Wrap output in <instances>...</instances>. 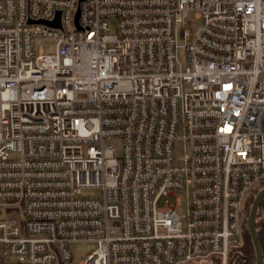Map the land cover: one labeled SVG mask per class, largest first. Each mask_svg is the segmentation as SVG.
<instances>
[{
    "label": "built area",
    "instance_id": "obj_1",
    "mask_svg": "<svg viewBox=\"0 0 264 264\" xmlns=\"http://www.w3.org/2000/svg\"><path fill=\"white\" fill-rule=\"evenodd\" d=\"M260 187L264 0H0V264H230Z\"/></svg>",
    "mask_w": 264,
    "mask_h": 264
},
{
    "label": "trees",
    "instance_id": "obj_2",
    "mask_svg": "<svg viewBox=\"0 0 264 264\" xmlns=\"http://www.w3.org/2000/svg\"><path fill=\"white\" fill-rule=\"evenodd\" d=\"M262 188L263 187H260L258 190H256L255 193L251 195L246 202L245 205L246 215L244 219V228H243V236H242L243 241L240 245L233 246L230 249L229 252L230 264H256L257 252L250 229V211L256 195L259 193V191ZM257 233L264 254V198L257 212ZM220 263H221V258L218 256L215 257L213 264H220Z\"/></svg>",
    "mask_w": 264,
    "mask_h": 264
},
{
    "label": "rangeland",
    "instance_id": "obj_3",
    "mask_svg": "<svg viewBox=\"0 0 264 264\" xmlns=\"http://www.w3.org/2000/svg\"><path fill=\"white\" fill-rule=\"evenodd\" d=\"M199 25V20H194L193 23L189 25V28L193 30L195 27ZM183 43V42H181ZM36 53L37 54H47V53H54L56 51V41L53 38H42L39 39L36 45ZM178 58L179 60L185 64L186 63V51L184 46H181L178 49ZM115 144H118L119 141L114 142ZM89 194H98L99 190L97 189H90L86 191ZM176 195H180L183 197V205L179 206L177 209L181 214L186 213L187 211V204H186V198L182 192H176ZM165 198L162 199L161 203L165 202ZM169 201L173 205L175 202V194H172L169 196ZM71 249L73 251V261L72 264H78L79 260L81 259L82 253H87L92 249V243L90 242H75L71 245Z\"/></svg>",
    "mask_w": 264,
    "mask_h": 264
},
{
    "label": "water",
    "instance_id": "obj_4",
    "mask_svg": "<svg viewBox=\"0 0 264 264\" xmlns=\"http://www.w3.org/2000/svg\"><path fill=\"white\" fill-rule=\"evenodd\" d=\"M60 14L61 12L59 11L58 16L55 20L50 21V22L47 21V22L50 24L56 25V26H60L61 25ZM263 198H264V187L256 195L254 202L252 204V207H251V211H250V229H251L252 237H253L255 247H256V252H257L256 264L264 263L263 249H262V245L260 243L258 233H257V212H258V208Z\"/></svg>",
    "mask_w": 264,
    "mask_h": 264
}]
</instances>
